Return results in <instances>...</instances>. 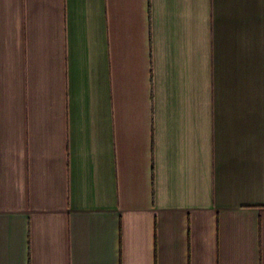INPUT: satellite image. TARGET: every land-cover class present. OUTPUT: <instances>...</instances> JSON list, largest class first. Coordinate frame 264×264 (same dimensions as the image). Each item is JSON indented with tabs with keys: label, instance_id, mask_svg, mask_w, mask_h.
<instances>
[{
	"label": "crops",
	"instance_id": "0c3cea01",
	"mask_svg": "<svg viewBox=\"0 0 264 264\" xmlns=\"http://www.w3.org/2000/svg\"><path fill=\"white\" fill-rule=\"evenodd\" d=\"M0 264H264V0H0Z\"/></svg>",
	"mask_w": 264,
	"mask_h": 264
}]
</instances>
